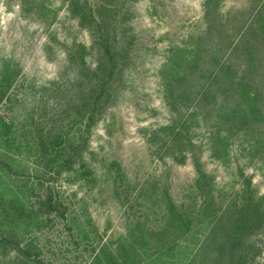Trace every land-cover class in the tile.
<instances>
[{
    "label": "rangeland",
    "instance_id": "obj_1",
    "mask_svg": "<svg viewBox=\"0 0 264 264\" xmlns=\"http://www.w3.org/2000/svg\"><path fill=\"white\" fill-rule=\"evenodd\" d=\"M113 1L128 48L125 79L88 133L73 107L97 60L81 10H70L71 0H0V64L20 69L0 105V117L13 124L6 137L0 129V236L13 227L5 234L29 246L40 260L31 264H180L195 251V235L172 236L170 251L160 233L170 201L197 208L199 169L212 177L218 204L238 199L245 178L264 195V163L252 137L219 124L193 94L176 101L167 89L170 83L179 93L178 76L196 67L206 0ZM217 5L224 18L245 13L228 28L249 24L250 0ZM205 60L197 86L212 80L215 61ZM68 134L77 146L73 163L63 156L45 167L43 149L52 152L48 142ZM48 196L63 214L49 212ZM260 243L264 262V235ZM20 258L0 246V264H27Z\"/></svg>",
    "mask_w": 264,
    "mask_h": 264
},
{
    "label": "trees",
    "instance_id": "obj_2",
    "mask_svg": "<svg viewBox=\"0 0 264 264\" xmlns=\"http://www.w3.org/2000/svg\"><path fill=\"white\" fill-rule=\"evenodd\" d=\"M250 1L253 14L249 24L230 29L231 21L244 20V11L238 10L237 15L230 13L224 18L218 9L219 0H206V29L199 37L193 61L196 67L178 76L179 93L170 83L167 89L176 101L193 94L206 113L211 109L215 111L219 124L233 133L250 135L264 163V0ZM113 2L104 0L92 6L87 0H71L70 10L77 13L80 9L81 20L89 23L97 58L73 101L78 121L88 133L114 104L125 79L128 48L120 39L116 24L120 13ZM205 57L215 61V70L210 71L209 83L197 86L198 64L205 63ZM19 72V67L9 60L0 64V105ZM12 126L10 121L0 117L3 136L10 134ZM72 139L69 134L57 135L48 142L54 150L43 149L41 158L46 161L45 167L58 164L63 156L65 162L73 163L74 157L70 154L75 155L77 146ZM41 144L47 146L43 141ZM196 182L201 201L195 210L170 201L166 228L160 233L162 247L172 251L175 247L172 236L183 238L193 234L197 242L195 251L180 264H264L257 260L262 251L260 236L264 235V195H258L253 189L251 178H245L240 197L225 205L218 204L212 177L202 169ZM43 204L48 206L49 212L63 214L61 204L51 196ZM9 229L7 231L14 228ZM7 231L3 230L0 236V246L10 247L16 258H23L27 264L40 261L27 244L24 246L13 233L5 234Z\"/></svg>",
    "mask_w": 264,
    "mask_h": 264
}]
</instances>
